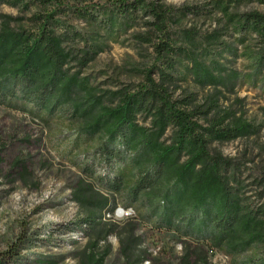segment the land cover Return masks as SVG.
<instances>
[{
    "label": "trees",
    "instance_id": "trees-1",
    "mask_svg": "<svg viewBox=\"0 0 264 264\" xmlns=\"http://www.w3.org/2000/svg\"><path fill=\"white\" fill-rule=\"evenodd\" d=\"M167 1L0 0L22 13L0 12V105L46 122L66 114L84 141L99 138L94 159L107 171L80 165L93 180L79 178L72 191L91 236L84 264L104 263L109 246L98 244L111 234L126 263L140 264L139 222L191 238L185 264H213L210 249L232 264H264V175L250 179L245 164L215 145L256 137L264 127L239 94L245 85L264 94V10L239 11L264 0H211L208 11ZM205 12L219 13L222 23L202 34L171 29ZM18 21L28 25L14 27ZM136 27L145 31L133 37L152 49L138 83H93L84 69ZM119 196L134 208L125 230L103 221ZM18 258L12 247L0 264Z\"/></svg>",
    "mask_w": 264,
    "mask_h": 264
},
{
    "label": "rangeland",
    "instance_id": "rangeland-1",
    "mask_svg": "<svg viewBox=\"0 0 264 264\" xmlns=\"http://www.w3.org/2000/svg\"><path fill=\"white\" fill-rule=\"evenodd\" d=\"M210 1L168 0L167 4L173 8L189 5L195 10L203 7L208 11ZM252 9L264 10V6L249 3L241 6L239 11ZM0 12L22 15L7 5L0 6ZM221 23L219 13H190L171 29H193L202 34ZM21 24L28 25L23 21L12 25ZM143 31L145 28L136 27L121 32L119 41L99 53L84 69V74L102 87L134 86L140 79L138 68L148 62L152 51L147 44L133 37ZM239 94L246 99L250 118L264 125L261 109L264 94L260 89L245 85ZM76 128L66 114H55L46 122L33 114L0 105V253L9 252L12 247L18 248L19 253V258L9 264H40L48 260L54 264H84L81 255L90 252V231L81 222L85 211L73 201L72 191L79 178L93 180L80 165L90 163L98 173L106 172L107 165L94 159L99 138L95 137L91 143L84 141L83 136L76 134ZM24 138L30 141L26 142ZM215 145L225 155L245 164V174L250 175V179L264 175V127L256 137ZM117 203L113 217L106 214L103 221L120 222L125 230L128 226L124 219L135 215L134 208L124 207L121 196ZM128 208L133 212L125 215ZM136 232L143 237L137 251L144 256L140 264H185L180 257L185 244H193L191 238L141 222ZM107 245L110 252L103 264H128L114 234L106 241H99L98 250ZM208 259L213 264H232L230 257L217 249L208 251Z\"/></svg>",
    "mask_w": 264,
    "mask_h": 264
},
{
    "label": "built area",
    "instance_id": "built-area-1",
    "mask_svg": "<svg viewBox=\"0 0 264 264\" xmlns=\"http://www.w3.org/2000/svg\"><path fill=\"white\" fill-rule=\"evenodd\" d=\"M133 210L131 208H128L126 211H125V215H130L132 214Z\"/></svg>",
    "mask_w": 264,
    "mask_h": 264
}]
</instances>
